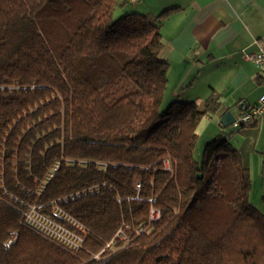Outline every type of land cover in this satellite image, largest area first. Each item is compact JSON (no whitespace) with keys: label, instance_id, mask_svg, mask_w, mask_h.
<instances>
[{"label":"trees","instance_id":"1","mask_svg":"<svg viewBox=\"0 0 264 264\" xmlns=\"http://www.w3.org/2000/svg\"><path fill=\"white\" fill-rule=\"evenodd\" d=\"M116 6L0 0V264H264L255 135L238 146L222 131L196 159L221 94L161 110L171 9L115 17Z\"/></svg>","mask_w":264,"mask_h":264},{"label":"crops","instance_id":"2","mask_svg":"<svg viewBox=\"0 0 264 264\" xmlns=\"http://www.w3.org/2000/svg\"><path fill=\"white\" fill-rule=\"evenodd\" d=\"M117 6L119 15L137 11L151 18L171 9L161 28L160 57L169 62L165 98L203 107L212 90L219 92L221 108L204 127L208 137L225 131L227 112L229 120L237 117L241 102L250 108L264 93V70L246 57L264 48V0H117ZM252 133L254 148L263 151L264 114L256 130L247 125L229 136L240 146ZM257 152H251L252 164Z\"/></svg>","mask_w":264,"mask_h":264},{"label":"rangeland","instance_id":"3","mask_svg":"<svg viewBox=\"0 0 264 264\" xmlns=\"http://www.w3.org/2000/svg\"><path fill=\"white\" fill-rule=\"evenodd\" d=\"M120 6L115 7L114 16L118 17L119 15V9ZM174 100H169V97L167 96L164 98V101L161 105V110H166L168 106L173 102ZM209 115H206V117H203L202 122L199 124L197 128V133H199V139L197 141V144L195 146L194 156L196 159L200 160L203 156V151L205 148V145L208 141H211L215 136L206 135L204 132V127L206 123L211 120L210 117H207ZM203 129V132H202ZM228 130V131H227ZM235 131L233 128H225L224 133L227 135H230L231 132ZM233 141V140H232ZM236 145L237 142L233 141ZM258 151L256 153V157L253 161V164H250L251 167V173H252V188H251V203L258 208L263 214H264V184H263V177H262V167L264 163V155L261 148L253 149L252 152ZM167 166L170 168V162L167 161ZM30 219L32 222H34L36 225L41 227L43 230L57 235L61 237L68 238L69 240L75 242L77 241V238L70 234L69 232L65 231L61 227H58L56 225H53V223H50L49 221L45 220L43 217H41L35 210L33 209L30 213Z\"/></svg>","mask_w":264,"mask_h":264},{"label":"built area","instance_id":"4","mask_svg":"<svg viewBox=\"0 0 264 264\" xmlns=\"http://www.w3.org/2000/svg\"><path fill=\"white\" fill-rule=\"evenodd\" d=\"M246 57L249 60L253 61L258 67H260L264 70V48L260 47L257 51L246 53ZM263 114H264V93L259 97L258 101L253 106H251L250 108H247L246 110L241 111L240 114L230 123V126L237 131L242 130L245 126L249 125L250 123L259 120V118ZM152 216L155 219L158 218L159 212H156L153 210ZM29 218H30V215H29ZM49 222L52 223L51 221H49ZM53 225H55V224L53 223ZM58 227H60V226H58ZM62 229H64V228H62ZM70 234H72V233H70ZM120 235H121V237L126 238V236L123 233H120ZM75 237L77 238V241H75V242H73V241H71L65 237H62V238L67 240L68 242H70L73 245L80 246L82 239L78 238L77 236H75ZM110 244L111 243H109L107 246H109Z\"/></svg>","mask_w":264,"mask_h":264},{"label":"water","instance_id":"5","mask_svg":"<svg viewBox=\"0 0 264 264\" xmlns=\"http://www.w3.org/2000/svg\"><path fill=\"white\" fill-rule=\"evenodd\" d=\"M240 107L242 108V110H246L249 106L248 104H246L245 102H241L240 104ZM229 113L230 112H227L223 118L221 119V122L224 124V125H230V123L236 118L233 114H230V120H229ZM226 119V120H225Z\"/></svg>","mask_w":264,"mask_h":264}]
</instances>
